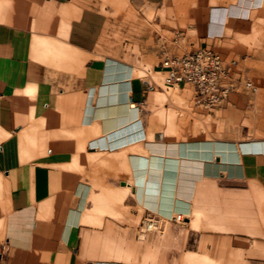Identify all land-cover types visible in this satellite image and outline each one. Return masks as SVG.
<instances>
[{
	"label": "crops",
	"instance_id": "crops-1",
	"mask_svg": "<svg viewBox=\"0 0 264 264\" xmlns=\"http://www.w3.org/2000/svg\"><path fill=\"white\" fill-rule=\"evenodd\" d=\"M6 1L0 0V264H264V139L206 150L187 143L183 100L174 87L157 94L150 88L153 77L161 83L165 76L159 35L170 40L182 32L190 52L216 48L239 24L263 30L264 0H105L121 8L130 2L141 16L131 31L137 52L124 48L122 18L85 0H38L33 20L7 11ZM223 32L222 39L207 38ZM160 135L178 142L174 151L199 160L202 171L194 170L183 219L155 217L159 226L185 225L198 237L165 240L158 258L149 241L139 253L109 238L91 241V226L123 221L131 207L151 214L140 207L136 171L138 157L152 158ZM96 247L108 260L91 251Z\"/></svg>",
	"mask_w": 264,
	"mask_h": 264
},
{
	"label": "rangeland",
	"instance_id": "rangeland-1",
	"mask_svg": "<svg viewBox=\"0 0 264 264\" xmlns=\"http://www.w3.org/2000/svg\"><path fill=\"white\" fill-rule=\"evenodd\" d=\"M85 1H87L91 7L100 8L103 11L107 10L108 15L114 19L122 18L124 48L129 51H132V49L135 50V52L138 50L140 51L139 47H132L130 45L132 43L131 31H134V29L137 31L138 28L136 24L137 19L139 18L140 21H142L141 16L132 7L130 2H127V4L121 8L113 7L107 4L105 0ZM6 2L5 7L7 11L14 10L20 14L28 15L32 20L36 15V5H39L38 0H7ZM151 14L145 16L148 19H152L154 15L151 16ZM158 15L160 14L158 13ZM155 29H158V27H155ZM138 32L140 33L141 31L139 30ZM192 35L194 36V34ZM154 39L155 37L151 38V44L153 45L155 44ZM193 42L197 45L195 39H193ZM126 43L128 46H125ZM197 48L198 46L196 49ZM212 49L221 53L226 60H238L241 68L258 86L259 93L256 96L244 94L234 97V104L230 107L214 110L212 112H204L193 106V92L190 86L179 87L180 90L174 87L176 96L183 100L182 107L186 110L185 114H183L184 118L182 120V125L184 126V134L187 143H199V145L201 144L204 150H206V147L210 148V146L214 145H238L242 141L264 139V29H251L248 25L239 24L234 33L233 30H229L226 39L218 41L217 47ZM191 50L189 46L186 47L182 42V52H190ZM245 57L247 58L245 59ZM152 63V61H149L147 64ZM157 77L158 76L153 77L156 81V94L165 92L167 88L165 86V76L164 81H161V83L157 81ZM148 110L151 114L150 118H152V111L150 108H148ZM157 131L162 132L161 130ZM171 134L178 135L173 131ZM4 213L5 207L0 200V222ZM151 214L153 216L140 213L137 209L131 207L123 221L111 220L113 221L111 223L108 220L103 227L91 226L94 233L90 240L101 241L103 243L105 239L109 238L114 242L121 243L124 249L134 253L147 251L146 246L149 241L154 245L152 251L155 257L158 258L163 252L162 248L165 240L175 242L186 240L191 242L198 237V234H191L188 231V226L177 223L169 225L167 229L163 224H160L159 229L153 230V228L148 225H154V222L151 220L155 219L154 216L156 215L153 213ZM110 224H112V226H110ZM144 228L146 229L147 237L146 241L142 242L138 240V236L142 233ZM92 246L98 245L92 244ZM132 246L133 248H131ZM91 251L99 252L101 256L105 258L102 254V248H92ZM105 259L108 260L107 258Z\"/></svg>",
	"mask_w": 264,
	"mask_h": 264
},
{
	"label": "built area",
	"instance_id": "built-area-1",
	"mask_svg": "<svg viewBox=\"0 0 264 264\" xmlns=\"http://www.w3.org/2000/svg\"><path fill=\"white\" fill-rule=\"evenodd\" d=\"M223 37L224 32L215 37L207 35L211 40ZM183 38L180 31L173 32L171 42L164 35L158 37L160 68L167 88L190 86L193 106L204 112L230 107L234 97L240 95H258V86L238 60H226L221 53L208 47L182 52ZM150 88L156 90V85L152 84Z\"/></svg>",
	"mask_w": 264,
	"mask_h": 264
},
{
	"label": "bare ground",
	"instance_id": "bare-ground-1",
	"mask_svg": "<svg viewBox=\"0 0 264 264\" xmlns=\"http://www.w3.org/2000/svg\"><path fill=\"white\" fill-rule=\"evenodd\" d=\"M171 40L172 38L169 41L171 42ZM112 97L114 98V96ZM115 99L117 100L118 98L115 97ZM131 107L135 108L136 106L134 104ZM131 110L135 112L136 109ZM127 111L129 112V109ZM129 118H131V116ZM121 123L122 122L120 121V124ZM131 126L132 125L127 126L126 129L131 128ZM97 134L99 135V133ZM159 139L160 142H154L157 148L155 152L152 151L154 153L152 158L138 157L139 166L136 171V176L138 198L139 202L141 203L140 207L142 209H144L143 207H146L149 212L166 219H183L185 214L189 211V199L192 197V191L195 184L194 174H196V172L198 174V171L200 172L201 170H197V167L195 168V166H198L200 161L193 158L189 159V157L179 156L176 151H174V148L178 147V142H163V137L161 135L159 136ZM135 140L136 138L134 137L133 141ZM201 162L203 165V161ZM195 169L197 171L194 173ZM133 184H135L134 180ZM151 221L154 222V225L148 226L153 228V230L158 229L160 219H156L155 217V219ZM145 228L143 229L142 234L146 233Z\"/></svg>",
	"mask_w": 264,
	"mask_h": 264
}]
</instances>
